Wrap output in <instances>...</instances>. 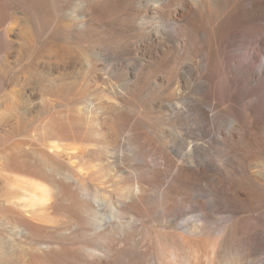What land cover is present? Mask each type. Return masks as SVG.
I'll use <instances>...</instances> for the list:
<instances>
[{"label": "rangeland", "instance_id": "rangeland-1", "mask_svg": "<svg viewBox=\"0 0 264 264\" xmlns=\"http://www.w3.org/2000/svg\"><path fill=\"white\" fill-rule=\"evenodd\" d=\"M184 2L0 0V264H257L239 254L264 237V91L236 109L241 54L203 66ZM208 74L204 137L186 84Z\"/></svg>", "mask_w": 264, "mask_h": 264}, {"label": "bare ground", "instance_id": "bare-ground-1", "mask_svg": "<svg viewBox=\"0 0 264 264\" xmlns=\"http://www.w3.org/2000/svg\"><path fill=\"white\" fill-rule=\"evenodd\" d=\"M184 1L187 8L192 11L193 19L186 23L183 22L184 19L182 21L176 20V22L184 23L183 26L188 31L187 34H190V36L196 40L197 44L202 43L198 45L201 48L195 53L197 57H200L203 63L202 65L209 66L210 71H213L219 58L223 55L241 54V60L239 58L240 62H237L236 66H233L232 61L235 60L233 59L231 62H226L227 67H225L226 70L224 69L231 78V86L233 88L230 100L236 105V109H240L238 107L246 97L252 100H258L259 94L264 91V0ZM219 11L224 13L223 16L219 15ZM232 37L233 39L231 40L230 38ZM187 68L189 71H192L189 64ZM210 74L206 75L201 82L194 84L185 83L186 89L192 91V93L197 96L196 100H194L191 105L187 106V111L188 113H193V116H195V121H197L199 125V131L204 137L212 135V127L217 122V119H219L218 117L221 116V112H219L221 103L212 90L214 85L211 79L212 74ZM173 107L176 110L178 108V106L175 107V105ZM179 113L181 112L179 111ZM202 146L203 145H201V147ZM200 166L202 170H205L206 165L202 166L201 164ZM54 170L57 171V175L59 176L64 177L66 175V173L64 174L57 166L54 167ZM69 175L68 178L73 181L74 179L71 178H75L74 173L70 171ZM76 184L77 191L74 192L77 197V195L81 193L82 188L79 183L76 182ZM25 185L27 193L34 203L45 204V202H48L49 193L46 190L47 188H42V185L39 184ZM25 185L22 188H24ZM58 187L61 191L62 187L60 185ZM141 188L142 187L138 185L137 188L134 189L131 194V201L135 202V200L139 199V196L145 191H143L145 188ZM181 214L182 213H180V216ZM169 217L171 221L174 220L172 215H169ZM109 221L110 220H107L105 222L108 223ZM195 227L198 226L195 225ZM191 228H193V226H191ZM195 229L196 228L192 230ZM197 229H199V227ZM261 234L262 233H258L254 235V238L248 242L247 249L239 254L240 257L241 254L244 259L253 255H260L261 257L257 259V264H264V237H262Z\"/></svg>", "mask_w": 264, "mask_h": 264}]
</instances>
